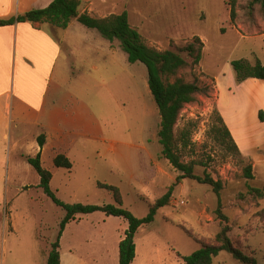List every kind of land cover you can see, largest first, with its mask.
Wrapping results in <instances>:
<instances>
[{
    "label": "rangeland",
    "instance_id": "rangeland-1",
    "mask_svg": "<svg viewBox=\"0 0 264 264\" xmlns=\"http://www.w3.org/2000/svg\"><path fill=\"white\" fill-rule=\"evenodd\" d=\"M115 1L114 12L126 10L129 23L150 47L174 49L194 35L202 39L200 63L177 76L185 81L198 78L212 91L197 95L180 111L174 126L175 150L183 162H193L195 174L208 173L221 181V210L229 220L230 238L246 254L253 252L257 264H264V214H260L264 197L249 193L250 186L264 185V176L246 178L243 170L249 162L227 151L209 133L217 109L214 78L222 75L226 98L238 85L232 60L264 64V20L257 16L254 25H231L228 0ZM108 41L80 22L61 34L57 66L64 76L55 77L52 88L58 86L60 99L89 113L99 132L71 127L65 145L48 150L41 165L51 172V191L61 201L119 206L111 191L98 187L102 182L116 186L121 207L138 218L145 217L150 204L173 186L169 203L158 209L151 223L136 230L133 264H182L181 256L200 247L191 235L210 242L219 232L223 223L216 212L217 196L208 184L190 178L176 182L181 172L162 156L158 143L159 113L147 85L146 67L130 63L117 40L115 49L108 47ZM8 125L2 131L6 136L0 137V264H46L66 211L40 186V176L27 160L37 155L31 144L38 143L43 133L31 127L25 142L29 146L13 149L14 121ZM181 133L188 136L187 147L179 141ZM63 152L71 158L70 169L54 165V158ZM127 229L123 216L101 210L77 214L66 223L58 250L64 258L71 254L85 264H118V243ZM214 264L243 263L220 251Z\"/></svg>",
    "mask_w": 264,
    "mask_h": 264
},
{
    "label": "trees",
    "instance_id": "trees-1",
    "mask_svg": "<svg viewBox=\"0 0 264 264\" xmlns=\"http://www.w3.org/2000/svg\"><path fill=\"white\" fill-rule=\"evenodd\" d=\"M230 24L237 26L238 22L255 24L256 17L260 16L264 20V0H228ZM79 0H53L44 8L31 9L23 14H19L9 19H0L1 25L14 24L16 22H40L47 23L50 26L63 30L67 28L71 19L75 18L84 26L96 29L104 38L113 42L117 40L121 49L127 54L130 63L141 62L147 70V85L154 99L159 113L158 143L161 145L162 156L178 171L181 172L177 176L176 182H181L184 178H190L201 184L212 186L217 196V214L223 223L219 232L210 242L192 237L200 244V247L187 256H181L185 264H214V257L220 251L230 253L234 259L243 264H257L253 252L246 254L238 247L230 238V227L227 225L228 218L222 213L221 207V188L220 180H215L208 173L203 176L194 173L193 162L186 163L181 160V156L176 152V140L174 126L178 120L180 111L185 104L194 102L199 94L208 96L212 91V87L199 82L196 78L192 81H185L177 76L178 72L186 68H194L200 63L204 43L198 35H194L192 40L185 44L175 46L174 49L159 50L148 46L141 33L132 27L129 23L128 13L123 10L120 13H111L106 17H94L90 14L79 10ZM235 82L237 84L248 78H258L264 80V64L259 60L253 63L247 60L234 59L230 62ZM171 78H174L171 80ZM209 127V133L212 138L225 147L227 151L241 157V152L236 145L228 127L223 121L218 109L215 110ZM260 120L264 119L263 112L259 111ZM43 135L38 137V143L43 145ZM179 141L183 147L189 144L188 136L181 133ZM28 162L34 167L40 176V186L52 198V200L61 206L66 215L60 226L57 240L52 243L48 252L46 264H60V253L58 250L59 238L67 222L75 219L77 214H87L97 210H101L108 215L123 216L128 220V229L124 238L118 243V264H131L136 255L134 243V234L136 230L143 224L151 223L158 209L167 205L170 201L173 186L150 204L149 212L145 217L138 218L134 216L128 209L121 207L123 200L119 189L116 186L97 182L98 187L105 188L112 192L115 201L119 206L112 204L105 205H84L82 203H65L58 199L50 188V180L52 174L49 170L42 167L40 162V154L34 157H28ZM56 167H72L71 160L63 154H58L54 158ZM244 175L248 179H253L252 167L248 164L244 168ZM249 193L254 197L261 199L264 197V185L260 187L250 186ZM1 211V202H0ZM260 214H264V207Z\"/></svg>",
    "mask_w": 264,
    "mask_h": 264
},
{
    "label": "crops",
    "instance_id": "crops-1",
    "mask_svg": "<svg viewBox=\"0 0 264 264\" xmlns=\"http://www.w3.org/2000/svg\"><path fill=\"white\" fill-rule=\"evenodd\" d=\"M52 1L0 0V19L44 8ZM79 2L80 13L86 12L100 18L116 13L115 0ZM76 23L78 21L75 18L71 19L63 30L47 23L28 21L0 26V137L6 136L2 131L9 128L8 121H14L13 149L29 146L25 142L31 127L43 133L42 146L35 141L31 144L32 149L40 154V159L48 150L65 145L71 127H81L88 134L99 132L97 123L89 113L74 103H66L64 98L60 99L58 86L56 90L52 88L53 79L64 76L62 69L57 66L62 51L61 34H65ZM107 44L111 49L116 47L114 41H108ZM232 79L231 75L230 81ZM221 81L222 75L214 78L218 95L217 109L241 157L251 165L253 176H264V119L260 120L259 117L260 110L264 115V80L245 79L233 86L234 90H229L230 94L227 93L226 98ZM62 154L71 160L66 152ZM59 253L60 264H85L74 255L70 254V259H66L62 252Z\"/></svg>",
    "mask_w": 264,
    "mask_h": 264
},
{
    "label": "built area",
    "instance_id": "built-area-1",
    "mask_svg": "<svg viewBox=\"0 0 264 264\" xmlns=\"http://www.w3.org/2000/svg\"><path fill=\"white\" fill-rule=\"evenodd\" d=\"M183 203V202H182Z\"/></svg>",
    "mask_w": 264,
    "mask_h": 264
}]
</instances>
